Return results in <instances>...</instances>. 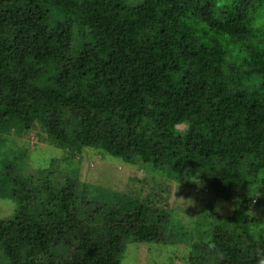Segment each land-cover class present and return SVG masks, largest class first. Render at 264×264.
I'll list each match as a JSON object with an SVG mask.
<instances>
[{"label": "trees", "instance_id": "trees-1", "mask_svg": "<svg viewBox=\"0 0 264 264\" xmlns=\"http://www.w3.org/2000/svg\"><path fill=\"white\" fill-rule=\"evenodd\" d=\"M19 125L63 150L95 147L187 185L207 181L235 209L200 223L194 264H257L264 0H0V134ZM17 167L0 161V196L16 204L0 217V264H121L130 242L175 236L161 195L87 202L77 177Z\"/></svg>", "mask_w": 264, "mask_h": 264}, {"label": "rangeland", "instance_id": "rangeland-1", "mask_svg": "<svg viewBox=\"0 0 264 264\" xmlns=\"http://www.w3.org/2000/svg\"><path fill=\"white\" fill-rule=\"evenodd\" d=\"M124 1L137 5L143 0ZM75 39L80 41L77 31ZM178 128L184 132L187 124ZM23 152L26 153L24 156L21 155ZM6 157L17 159V168L24 175L36 177L41 169L52 168L58 182H63L68 176L77 177L81 182L78 188L80 196L87 202L95 200L106 204L111 201L113 191H123L136 197L152 195L156 200L163 196L160 201L169 206L170 228L175 236L163 242H130L121 264H194L192 244L195 239L205 236L204 229H198L200 223L210 224L214 211L230 215L235 209L234 203L212 197L210 190L205 188L207 181L203 179H194L193 184L187 185L154 173L143 163L130 165L95 147H85L80 151L63 150L51 144L47 133L39 126L23 132L19 125L10 134H0V161ZM84 183L87 193L83 190ZM15 208L13 199L0 196L1 218L12 215ZM250 213L257 218L255 230L264 227V193L256 194Z\"/></svg>", "mask_w": 264, "mask_h": 264}, {"label": "clouds", "instance_id": "clouds-1", "mask_svg": "<svg viewBox=\"0 0 264 264\" xmlns=\"http://www.w3.org/2000/svg\"><path fill=\"white\" fill-rule=\"evenodd\" d=\"M257 264H264V250H261L258 254H257Z\"/></svg>", "mask_w": 264, "mask_h": 264}]
</instances>
